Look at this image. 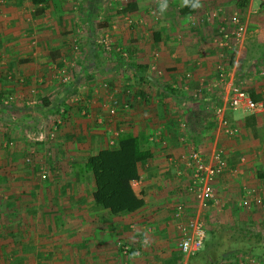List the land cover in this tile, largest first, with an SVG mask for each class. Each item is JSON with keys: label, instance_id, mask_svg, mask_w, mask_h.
<instances>
[{"label": "crops", "instance_id": "0c3cea01", "mask_svg": "<svg viewBox=\"0 0 264 264\" xmlns=\"http://www.w3.org/2000/svg\"><path fill=\"white\" fill-rule=\"evenodd\" d=\"M199 2L182 13L183 0L1 1L0 264H186L177 203L184 219L199 215L203 244L225 226L264 241V4ZM232 16L244 27L238 39ZM231 84L261 107L226 110L238 129L226 136L213 107ZM122 133L150 156L137 164L142 206L114 215L93 205L81 168ZM216 147L225 169L200 209L177 158ZM240 257L264 263L228 251L216 264Z\"/></svg>", "mask_w": 264, "mask_h": 264}, {"label": "trees", "instance_id": "16d2710c", "mask_svg": "<svg viewBox=\"0 0 264 264\" xmlns=\"http://www.w3.org/2000/svg\"><path fill=\"white\" fill-rule=\"evenodd\" d=\"M29 1L32 4L45 2ZM246 2L247 0H238L237 3L244 7ZM192 10L191 5L184 4L180 9L182 13ZM124 66L133 68L131 64ZM252 99L257 100V97L253 96ZM149 156L150 153L141 147L139 139L128 133L119 134L112 145L87 156L81 169L92 176L93 205L114 215L129 213L141 207L144 200L143 191L138 186L137 164ZM228 251L241 252L264 260V241L260 234L244 228L225 226L220 234L210 230L201 250L190 256L186 264H216Z\"/></svg>", "mask_w": 264, "mask_h": 264}, {"label": "built area", "instance_id": "2783aa9c", "mask_svg": "<svg viewBox=\"0 0 264 264\" xmlns=\"http://www.w3.org/2000/svg\"><path fill=\"white\" fill-rule=\"evenodd\" d=\"M2 0H0L1 3ZM264 4V0H259ZM230 22L235 24V28L231 32L235 39L240 38L244 31V27L239 23L235 16L230 18ZM227 37V34H223ZM105 51L111 49L107 36H103L97 41ZM121 56H125L120 52ZM66 76H63L65 79ZM261 107V103H257L251 99L246 91L238 84H231L227 91L224 101L221 104L214 105L213 113L218 118L219 127L222 133L226 136H233L238 132V129L231 126L224 116L226 110H234L241 108L245 110H255ZM109 115L114 114L113 106L108 108ZM59 122V120H57ZM159 136V134L157 133ZM49 138L52 134L49 133ZM36 139H41V135L35 136ZM113 141L109 143L112 145ZM25 161L29 162L30 159L25 158ZM176 175H182L187 171L188 185L187 190L192 194L196 204L200 209L205 208L208 203L214 201V193L212 189V182L216 176L222 173L225 169V161L222 156V150L220 148H214L208 154H205L200 149L191 148L185 153L181 154L177 158ZM39 177L44 179L46 177L43 166H38ZM173 217L178 220L177 228L180 234L178 249L183 256H192L199 249H201L204 240V228L203 223L199 215H194L184 219V205L177 203L174 206ZM120 252L122 255H126L128 252V246L126 244L119 243ZM254 260L251 257H244L233 261H227V263L233 264H252ZM254 264V263H253ZM264 264V263H258Z\"/></svg>", "mask_w": 264, "mask_h": 264}, {"label": "clouds", "instance_id": "9594fccd", "mask_svg": "<svg viewBox=\"0 0 264 264\" xmlns=\"http://www.w3.org/2000/svg\"><path fill=\"white\" fill-rule=\"evenodd\" d=\"M183 4H184L185 6H187V5H191V7H192L193 9H196V8H199V7H200V2H199V0H196L195 3H191L190 0H183ZM166 7H167V5H165L164 7H162V8H161V11H163Z\"/></svg>", "mask_w": 264, "mask_h": 264}, {"label": "rangeland", "instance_id": "374dc122", "mask_svg": "<svg viewBox=\"0 0 264 264\" xmlns=\"http://www.w3.org/2000/svg\"><path fill=\"white\" fill-rule=\"evenodd\" d=\"M256 22H260V21H259V20H257V21H255V23H256ZM85 26H86V25H85ZM75 48H76V47H75ZM74 50H75V52L77 51L76 49H74Z\"/></svg>", "mask_w": 264, "mask_h": 264}]
</instances>
